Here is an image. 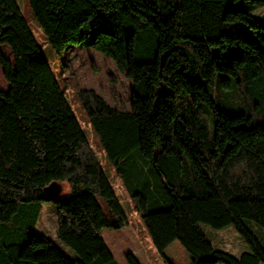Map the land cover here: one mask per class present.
Returning a JSON list of instances; mask_svg holds the SVG:
<instances>
[{
  "label": "trees",
  "instance_id": "16d2710c",
  "mask_svg": "<svg viewBox=\"0 0 264 264\" xmlns=\"http://www.w3.org/2000/svg\"><path fill=\"white\" fill-rule=\"evenodd\" d=\"M27 1L55 56L83 44L131 80L128 110L92 88L78 96L164 261L174 264L164 252L178 241L191 264H264L247 226L264 229V0ZM1 45L13 60L0 48V264H120L102 230L129 216L17 0H0ZM222 89L238 96L234 112ZM44 202L76 257L35 230ZM200 223L233 226L248 250L214 246Z\"/></svg>",
  "mask_w": 264,
  "mask_h": 264
},
{
  "label": "rangeland",
  "instance_id": "374dc122",
  "mask_svg": "<svg viewBox=\"0 0 264 264\" xmlns=\"http://www.w3.org/2000/svg\"><path fill=\"white\" fill-rule=\"evenodd\" d=\"M17 3L46 58L51 62L61 88L71 104L92 148L102 162L108 177L112 180L116 194L129 216L130 224L128 226L121 229L104 228L102 230L103 238L120 264H127L123 257L127 252L134 253L142 264H167L161 254L153 247L141 216L134 208L130 197V185L126 184L119 175L115 174L113 166L108 162L98 136L89 123L87 114L78 96L80 89L92 88L101 94L113 107L128 110L131 99V80L120 73L116 64L109 56L83 44H71L65 48L61 55L55 56L51 48L47 45L46 36L38 26L28 1L17 0ZM254 13L257 16H261L260 8L255 9ZM0 48L7 58L13 60V55L8 46L1 45ZM8 88L9 84L4 79L3 70L0 66V90L7 91ZM216 96L221 108L228 113L234 112L235 107L239 104L238 96L233 93L230 94L227 90H217ZM220 97L222 101L219 100ZM202 114L208 124L212 126L211 116L203 110ZM136 189H139V187L136 186ZM70 192L69 183L67 181L60 182L59 196H67ZM199 226L206 237L209 240H213L216 247L221 246L226 248L225 250L231 254L234 252L238 254L240 252L237 249L239 246H237L231 236L224 240L223 245L220 244L221 236L219 234L227 232V229H231L233 233L239 235L233 226H228L229 228L226 229L212 228L205 223H200ZM247 226L264 246V229L253 222H248ZM17 228L19 229L18 233H27V218L23 221L20 220ZM35 230L53 239L57 246L69 257H76L75 252L57 238V211L53 204L45 202L42 204L39 217L35 224ZM238 237L241 242L245 243L240 236ZM176 245L181 247L183 255L177 249ZM165 254L176 264H189L188 258H191L190 254L178 241H175V244L166 250Z\"/></svg>",
  "mask_w": 264,
  "mask_h": 264
},
{
  "label": "crops",
  "instance_id": "0c3cea01",
  "mask_svg": "<svg viewBox=\"0 0 264 264\" xmlns=\"http://www.w3.org/2000/svg\"><path fill=\"white\" fill-rule=\"evenodd\" d=\"M226 228H229V227H226ZM226 228H224V229H226ZM228 231L227 232H223V233H220L219 234V236H221V242H220V244L221 245H223L224 244V240L225 239H227V238H229L230 236L233 238V241L237 244V246H239V248H237V249H239L238 251H240L238 254H236L235 252L234 253H232V254H234V255H239L240 253H242V252H244V251H247L248 250V246L246 245V243H243V242H241L240 241V239H239V235H236L235 233H233V231H231V229H227ZM216 235H218V234H216ZM212 241V243L214 244V242H213V240H211ZM173 244H175V242H173L172 244H170L167 248H166V250H168ZM214 246H215V244H214ZM176 247H177V249L179 250V251H181L180 253L183 255V251H182V249H181V247L179 246V245H176ZM218 248H220V249H223V250H225L226 248H223V247H218ZM165 250V251H166ZM227 251V250H226ZM165 253V252H164ZM165 256H166V254H165ZM185 256H187V255H185ZM124 257V256H123ZM167 257V256H166ZM188 257V256H187ZM168 258V257H167ZM170 261H172L174 264H176L173 260H171L170 258H168ZM188 260H189V264H191V258H188ZM141 262V261H140Z\"/></svg>",
  "mask_w": 264,
  "mask_h": 264
},
{
  "label": "water",
  "instance_id": "95a60500",
  "mask_svg": "<svg viewBox=\"0 0 264 264\" xmlns=\"http://www.w3.org/2000/svg\"><path fill=\"white\" fill-rule=\"evenodd\" d=\"M57 193H59V191Z\"/></svg>",
  "mask_w": 264,
  "mask_h": 264
}]
</instances>
